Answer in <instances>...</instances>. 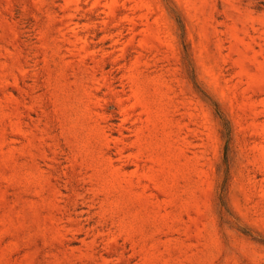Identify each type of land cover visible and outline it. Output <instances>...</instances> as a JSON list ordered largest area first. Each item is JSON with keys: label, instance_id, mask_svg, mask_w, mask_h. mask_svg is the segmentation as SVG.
<instances>
[{"label": "rangeland", "instance_id": "obj_1", "mask_svg": "<svg viewBox=\"0 0 264 264\" xmlns=\"http://www.w3.org/2000/svg\"><path fill=\"white\" fill-rule=\"evenodd\" d=\"M0 264H264V0H0Z\"/></svg>", "mask_w": 264, "mask_h": 264}]
</instances>
